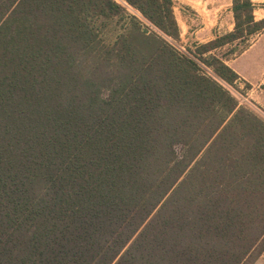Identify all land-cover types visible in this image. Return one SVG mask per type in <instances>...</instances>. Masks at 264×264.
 <instances>
[{"label": "trees", "instance_id": "trees-1", "mask_svg": "<svg viewBox=\"0 0 264 264\" xmlns=\"http://www.w3.org/2000/svg\"><path fill=\"white\" fill-rule=\"evenodd\" d=\"M123 1L181 39L175 0ZM256 8L193 60L140 27L102 44L115 0H0V264H256L264 120L215 53L264 31Z\"/></svg>", "mask_w": 264, "mask_h": 264}, {"label": "rangeland", "instance_id": "rangeland-1", "mask_svg": "<svg viewBox=\"0 0 264 264\" xmlns=\"http://www.w3.org/2000/svg\"><path fill=\"white\" fill-rule=\"evenodd\" d=\"M115 1L126 9L122 15L108 19L103 17L98 19L93 18V23H95L94 25L98 29L99 41L102 44L108 45V48L120 41L123 36H130L133 29L140 27L148 35H154L162 40H166L175 51L182 52L195 60L193 55L189 53V51H196L195 43H208L214 40L217 35H224L234 30L233 0H175L177 3L174 10L175 16L181 29V39L177 41L162 34L139 11L129 6L123 0ZM253 3L257 7L255 12L256 18L258 20L264 18V0H253ZM262 33L253 36L247 44L241 42L239 44L228 45L217 50L215 53L220 58H223L226 64L233 69V59H236L240 55V52L248 46H255L249 57L252 54L257 55L264 49V39L262 38L264 31ZM259 40L261 41L259 42ZM196 61L201 66V73L205 74L208 72L209 75L214 76L211 69L199 60ZM219 82L236 99L238 108H246L264 120V107L251 98L249 90L252 86L249 83L240 79V76L233 84H227L222 80H219ZM256 264H264V254Z\"/></svg>", "mask_w": 264, "mask_h": 264}, {"label": "crops", "instance_id": "crops-1", "mask_svg": "<svg viewBox=\"0 0 264 264\" xmlns=\"http://www.w3.org/2000/svg\"><path fill=\"white\" fill-rule=\"evenodd\" d=\"M262 38L264 39V35ZM253 49L255 46L250 45L236 59H233V70L240 76V79L252 86L249 90L251 98L264 107V49L257 55L252 54L249 57Z\"/></svg>", "mask_w": 264, "mask_h": 264}]
</instances>
